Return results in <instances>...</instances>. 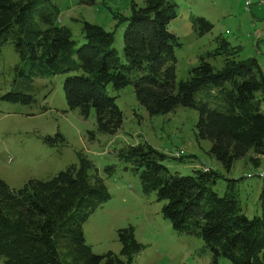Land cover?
<instances>
[{
	"label": "trees",
	"instance_id": "trees-1",
	"mask_svg": "<svg viewBox=\"0 0 264 264\" xmlns=\"http://www.w3.org/2000/svg\"><path fill=\"white\" fill-rule=\"evenodd\" d=\"M48 1L0 0V52L10 40L18 54L19 74L30 79L67 73L63 91L68 108L78 109L83 117L93 108L97 129L106 134H115L123 120L108 85L116 91L132 85L151 116L178 106L196 109L197 136L210 141L208 153L225 171L250 151V162L261 164L264 73L255 58L238 59L240 46L215 36L216 47L201 54L188 77L177 82L175 46L180 43L168 29L177 16L174 2L144 0L143 6L131 5L128 16H119L126 22L123 62L112 46L114 33L97 24L83 22L85 41L76 47L71 30L57 25L59 10L47 6ZM251 5L252 0H246L245 9ZM191 18L198 36L211 31L213 24L205 17ZM218 57L222 65L216 68L212 62ZM2 98L32 101L22 90ZM44 138L63 141L60 135ZM115 155L126 163L125 169L138 174L143 193L154 192L165 202L162 214L174 231L202 239L212 264L221 257L233 264H264V206L252 218L242 212L240 178H228L209 166L205 171L195 168L190 175L171 172L162 161L172 156L146 141L122 146ZM184 156L177 159L183 161ZM105 171L111 175L115 166ZM219 178L227 181L222 195L213 189ZM109 199L99 170L84 155H79L78 164L45 180L30 179L19 188L0 178V259L4 264H132L145 246L131 225L116 230L119 254H96L85 242L83 223Z\"/></svg>",
	"mask_w": 264,
	"mask_h": 264
},
{
	"label": "rangeland",
	"instance_id": "rangeland-1",
	"mask_svg": "<svg viewBox=\"0 0 264 264\" xmlns=\"http://www.w3.org/2000/svg\"><path fill=\"white\" fill-rule=\"evenodd\" d=\"M176 4L177 16L168 25L178 37L175 46L176 80L188 77L198 57L216 47L214 37L221 35L231 45L241 47L238 59L253 57L252 39L261 34V21H254L239 0H169ZM143 6L144 0H94L93 4H80L77 0H49L47 6L59 10L57 25L67 26L79 47L84 41L82 26L87 21L114 33L112 46L120 59L123 56V32L126 22L119 16H128L131 5ZM192 16H203L213 27L198 36L192 28ZM252 19V24L250 23ZM254 21V22H253ZM264 60V36L258 42ZM19 64L14 45L6 42L0 52V178L11 188L22 187L30 179H48L79 163V155L90 159L99 170L110 193V199L92 213L83 223L86 244L96 254L113 251L119 254L121 244L116 230L133 226L136 239L145 248L134 256L132 264H212L210 251L201 238L180 234L164 218V201L157 200L154 192L143 193L138 174L125 169L115 152L122 146L146 141L152 147L172 156L162 163L171 171L190 175L195 168L209 167L221 171L237 183L242 212L252 218L264 206V158L256 167L249 155L234 161L229 172L209 155L211 143L197 136L198 111L178 106L161 115H149L136 99L132 85L118 91L109 84V95L116 96V104L123 114L120 128L115 134L98 131L94 109L83 117L78 109H69L63 91L67 73L28 78L16 70ZM222 65V57L212 62ZM24 91L32 96L29 104L4 100L5 93ZM199 96V94H198ZM63 137V141L45 140L49 136ZM185 155V156H184ZM184 156V160H178ZM174 157V158H173ZM114 165L111 175L105 171ZM209 166V167H208ZM227 181L219 178L213 189L222 195ZM0 264H4L0 259ZM218 264H233L219 258Z\"/></svg>",
	"mask_w": 264,
	"mask_h": 264
},
{
	"label": "crops",
	"instance_id": "crops-1",
	"mask_svg": "<svg viewBox=\"0 0 264 264\" xmlns=\"http://www.w3.org/2000/svg\"><path fill=\"white\" fill-rule=\"evenodd\" d=\"M239 1L242 2V5L244 6V9H245L246 0H239ZM242 12H245L248 14L250 13L251 16L253 17L254 21H261V27H260L261 34L255 38H253L251 41V43L254 42V47H255V52L253 53V58H255L257 61H259L258 54L263 53V51L260 50V48H259L258 42L264 36V2L260 4L259 0H252L251 9L246 10V11H242ZM250 23L252 24V19H251ZM232 46H236V45H232ZM237 46H239V45H237ZM259 63L261 65V68H262L263 73H264V60L262 62H259Z\"/></svg>",
	"mask_w": 264,
	"mask_h": 264
},
{
	"label": "built area",
	"instance_id": "built-area-1",
	"mask_svg": "<svg viewBox=\"0 0 264 264\" xmlns=\"http://www.w3.org/2000/svg\"><path fill=\"white\" fill-rule=\"evenodd\" d=\"M259 2L261 4V3L264 2V0H259ZM247 3H248V1H247ZM257 175L260 176V177H264V172L263 173H258Z\"/></svg>",
	"mask_w": 264,
	"mask_h": 264
}]
</instances>
